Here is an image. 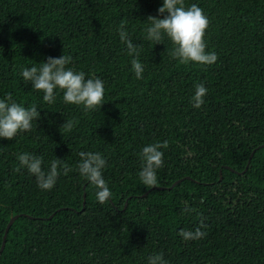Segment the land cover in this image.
<instances>
[{
    "label": "trees",
    "instance_id": "1",
    "mask_svg": "<svg viewBox=\"0 0 264 264\" xmlns=\"http://www.w3.org/2000/svg\"><path fill=\"white\" fill-rule=\"evenodd\" d=\"M183 2L208 18L211 64L181 63L167 37L144 38L161 0H0V98L10 93L40 112L30 130L0 138V249L19 216L0 264H146L153 252L168 264H264V0ZM121 23L139 47L141 79L130 71ZM61 54L104 81L101 107L84 111L59 93L49 104L19 75ZM197 83L207 93L194 108ZM164 141L157 183L145 186L140 148ZM81 151L106 159L104 203L76 171ZM20 152L42 156L45 170L61 158L69 171L42 190L19 167ZM201 224L202 238L180 237Z\"/></svg>",
    "mask_w": 264,
    "mask_h": 264
},
{
    "label": "clouds",
    "instance_id": "2",
    "mask_svg": "<svg viewBox=\"0 0 264 264\" xmlns=\"http://www.w3.org/2000/svg\"><path fill=\"white\" fill-rule=\"evenodd\" d=\"M158 15H148L143 27L144 38L150 42L163 43L165 37L171 42L168 50L172 59L181 63L211 64L217 59L214 51L206 50L204 40L208 18L197 3L185 6L183 0H161L157 8ZM119 39L125 44L130 57V71L136 79H141L144 65L139 59L140 50L128 38L123 23L116 29ZM69 64L68 58L48 56L38 64L22 66L19 75L31 88L42 93L41 99L49 104L53 103L57 94L65 104L81 106L84 111L101 107L104 101V81L98 76L86 75L84 71L76 70ZM207 88L203 83L194 85L190 103L194 108L204 102ZM40 112L35 105L25 106L12 99L10 93L0 98V138H14L18 132H25L33 127V121L38 120ZM65 128L72 127L71 120H64ZM167 142L148 143L141 146L138 153L140 167L137 177L145 186L157 183V170L163 164L161 148ZM80 159L76 163V171L84 181L95 188L96 200L104 203L111 196V190L105 181L102 170L106 159L98 151H81ZM16 159L20 168H24L34 176L38 188L51 189L60 174L69 171L68 166L61 158H54L48 162L47 169L43 167L44 160L40 155L31 152H20ZM185 207L182 212H191ZM203 225L192 230H180V237L184 240L202 238L205 233ZM146 264H168L163 253L153 252L146 258Z\"/></svg>",
    "mask_w": 264,
    "mask_h": 264
},
{
    "label": "water",
    "instance_id": "3",
    "mask_svg": "<svg viewBox=\"0 0 264 264\" xmlns=\"http://www.w3.org/2000/svg\"><path fill=\"white\" fill-rule=\"evenodd\" d=\"M262 147H263V146H262ZM251 157H252V156H251ZM248 166H249V164H248ZM248 166L246 167V169L244 170L243 173H245V172L247 171ZM186 179H189V178H186ZM182 181H183V179H182V180H178V181H176V182L170 187V190L174 189V188H175L178 184H180ZM154 189H156V190H163L164 188L156 187V188H154ZM151 191H152V189L149 190V191H148L146 194H144L142 197H146ZM85 198H86V194H84V204H85ZM126 206H127V204L125 205V207H126ZM18 217H19V216H13V217L10 219L9 223H8V225H7V227H6V230H5L4 237H3V242H2L1 249H0V253L3 252V250H4V248H5V244H6V239H7L8 232H9L11 226L13 225V223L15 222V220H16Z\"/></svg>",
    "mask_w": 264,
    "mask_h": 264
}]
</instances>
